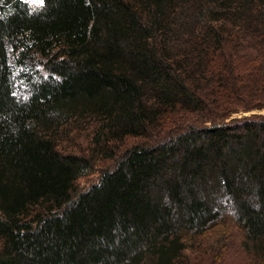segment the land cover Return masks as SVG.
I'll return each mask as SVG.
<instances>
[{
    "label": "trees",
    "instance_id": "obj_1",
    "mask_svg": "<svg viewBox=\"0 0 264 264\" xmlns=\"http://www.w3.org/2000/svg\"><path fill=\"white\" fill-rule=\"evenodd\" d=\"M85 122L107 157L141 141L77 192ZM227 247L264 264V0H0V264Z\"/></svg>",
    "mask_w": 264,
    "mask_h": 264
},
{
    "label": "rangeland",
    "instance_id": "obj_2",
    "mask_svg": "<svg viewBox=\"0 0 264 264\" xmlns=\"http://www.w3.org/2000/svg\"><path fill=\"white\" fill-rule=\"evenodd\" d=\"M31 7L36 8L42 4V0H24ZM92 135V126L87 122L83 123L80 128L75 125L68 124L65 126L64 132L57 138L58 148L62 152H72L75 154H79L86 158L91 157L92 152V160H90L91 168L87 171L86 174L79 177L75 184V190L77 192H82L87 189L90 185L96 183L99 179L100 174L114 165L115 158L119 157L126 149L132 147L133 145L139 144L140 139L138 138H125L122 142H112L107 145V147L111 148L112 158L99 153L96 148H93L90 140ZM143 142V141H142ZM94 149V151L92 150ZM234 237V236H233ZM236 242V239L234 238ZM219 245V244H218ZM217 245V246H218ZM216 246V247H217ZM230 247V246H228ZM227 247L226 252L222 251V260L219 263H216L220 254L217 255L215 259L210 252H207V249L200 248L198 252L189 253L190 258H198L201 261V264H244L250 263L252 261L251 255H246L239 248H231ZM236 247V245L234 246ZM212 257L208 259L207 257Z\"/></svg>",
    "mask_w": 264,
    "mask_h": 264
}]
</instances>
